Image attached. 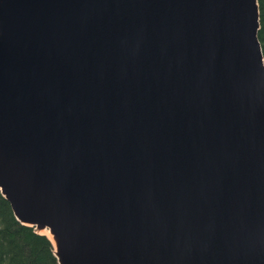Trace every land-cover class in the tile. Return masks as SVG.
<instances>
[{"label":"water","instance_id":"obj_1","mask_svg":"<svg viewBox=\"0 0 264 264\" xmlns=\"http://www.w3.org/2000/svg\"><path fill=\"white\" fill-rule=\"evenodd\" d=\"M257 0H0V193L58 264H264Z\"/></svg>","mask_w":264,"mask_h":264},{"label":"trees","instance_id":"obj_2","mask_svg":"<svg viewBox=\"0 0 264 264\" xmlns=\"http://www.w3.org/2000/svg\"><path fill=\"white\" fill-rule=\"evenodd\" d=\"M259 5L258 40L264 58V0ZM0 264H58L48 238L20 224L0 193Z\"/></svg>","mask_w":264,"mask_h":264},{"label":"bare ground","instance_id":"obj_3","mask_svg":"<svg viewBox=\"0 0 264 264\" xmlns=\"http://www.w3.org/2000/svg\"><path fill=\"white\" fill-rule=\"evenodd\" d=\"M42 233L45 234L49 238V240L53 242L52 236L48 233V231L45 230Z\"/></svg>","mask_w":264,"mask_h":264},{"label":"rangeland","instance_id":"obj_4","mask_svg":"<svg viewBox=\"0 0 264 264\" xmlns=\"http://www.w3.org/2000/svg\"><path fill=\"white\" fill-rule=\"evenodd\" d=\"M43 234V233H42Z\"/></svg>","mask_w":264,"mask_h":264}]
</instances>
